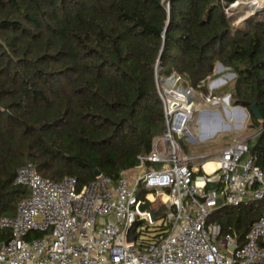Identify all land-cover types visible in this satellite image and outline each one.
Masks as SVG:
<instances>
[{
	"label": "trees",
	"instance_id": "obj_1",
	"mask_svg": "<svg viewBox=\"0 0 264 264\" xmlns=\"http://www.w3.org/2000/svg\"><path fill=\"white\" fill-rule=\"evenodd\" d=\"M235 1L0 0V215L29 194L14 183L29 162L79 187L95 170L116 179L136 167L165 130L157 73L206 93L215 64L228 67L230 103L258 129L247 141L264 166V18L234 23ZM251 208L239 242L264 211Z\"/></svg>",
	"mask_w": 264,
	"mask_h": 264
},
{
	"label": "built area",
	"instance_id": "obj_2",
	"mask_svg": "<svg viewBox=\"0 0 264 264\" xmlns=\"http://www.w3.org/2000/svg\"><path fill=\"white\" fill-rule=\"evenodd\" d=\"M162 78L157 91L165 130L138 157L150 163L148 169L132 178L100 173L78 188L72 175L52 180L30 162L17 168L14 183L29 194L13 215H0V228L9 230L0 239V264H264V211L241 242L221 237V224L209 222L218 208L264 199V166L255 163L248 138L232 139L215 152L187 154L179 139L197 140L212 123L198 116L225 98L198 92L174 71ZM207 161L215 163L213 169L205 168ZM160 193L170 208L165 204L166 213L156 218L155 234L139 238L140 222L156 220L140 203ZM134 221L135 237L128 240Z\"/></svg>",
	"mask_w": 264,
	"mask_h": 264
},
{
	"label": "rangeland",
	"instance_id": "obj_3",
	"mask_svg": "<svg viewBox=\"0 0 264 264\" xmlns=\"http://www.w3.org/2000/svg\"><path fill=\"white\" fill-rule=\"evenodd\" d=\"M261 1H264V0H237L231 3L229 5V7L231 8V13L236 16L234 23H238L239 21L247 17H255L257 19L264 18V7L254 8L255 5ZM218 63L219 62L215 64L212 76H210L207 79V82H206L207 89H208V86H210L211 84L223 81L219 83L218 85L216 84L214 89L212 88L213 89L212 92L213 94L217 96H223L226 94L228 95V98H229V95H230L229 93L231 91V87L234 81V73L228 67L222 65L221 63H220L221 66H219ZM162 77H165V76L157 73V80L159 81V84H161L162 81L164 80V78ZM201 93L205 94V92H202V91ZM211 122H212V129L202 131V133L199 135L204 140L202 141L198 140L196 142H193L191 140H188L186 137H182L179 139V142L181 143L183 150L187 154H193L195 152L210 153L211 150L217 151L226 142L231 141L234 138L236 139L237 138L239 139L240 138H251L254 135H256L258 132L257 128L250 126L249 121H244L243 124L239 126H236V125L240 121H221L220 118L219 119L217 118L216 121H211ZM226 124H229V126H226ZM210 131L211 133H213V135L211 137H207ZM192 133L195 135L193 130H192ZM149 166H150V163H143L130 170L125 171L124 173L127 175H131V178H132V177H135L136 174L148 169ZM78 188L80 187L78 186ZM253 204L255 208H258L259 205H264V199L245 202L241 205H236V206L230 205V206L218 208L214 210V212L210 215L209 222L221 224V226L223 227L221 237H224L226 234H230V235H233V237H237L235 235V232L241 233L243 231V227H242L243 225L237 227L239 215H243L249 209H252L251 206ZM158 224H160V219H156L153 222H149L147 220L141 221L139 224V228H138V230H140L139 238H142L143 236H146L147 234H155L159 229ZM3 229H6V228H0V232Z\"/></svg>",
	"mask_w": 264,
	"mask_h": 264
},
{
	"label": "crops",
	"instance_id": "obj_4",
	"mask_svg": "<svg viewBox=\"0 0 264 264\" xmlns=\"http://www.w3.org/2000/svg\"><path fill=\"white\" fill-rule=\"evenodd\" d=\"M221 68V67H220ZM207 82V81H206ZM223 81L220 82H216L214 84H211L210 86H208L207 92L209 90L213 91L215 85L221 83ZM208 84V83H207ZM213 88V89H212ZM213 93V92H212ZM227 96L226 94L221 96L224 97ZM211 107L214 108V111L212 112H203L202 114H200L197 118L198 121H216V119L220 118L221 121H248L249 120V114L248 111L245 107L241 106V105H232L223 99V101H219V102H214L211 104ZM229 112V114H228ZM206 130V129H205ZM213 135V133H211V131L208 133L207 137H211ZM235 139V138H234ZM202 141L204 140L202 137H198L197 140H194L193 142L196 141ZM192 141V140H191ZM211 152H215L212 151ZM204 152H195L193 154H189V155H196V154H202ZM208 153V152H205Z\"/></svg>",
	"mask_w": 264,
	"mask_h": 264
},
{
	"label": "water",
	"instance_id": "obj_5",
	"mask_svg": "<svg viewBox=\"0 0 264 264\" xmlns=\"http://www.w3.org/2000/svg\"><path fill=\"white\" fill-rule=\"evenodd\" d=\"M219 66H221L220 63H218ZM228 95L225 97V100L228 102ZM252 109L255 113V116L258 118H261V112L259 107L256 104L252 105ZM229 114V112H228ZM240 124H237L236 126H239ZM226 126H229V124H226ZM141 164V160L137 159L136 161V166ZM95 175L100 174L99 170H95ZM215 186L214 183H209L208 187H213ZM166 204L167 206V210H169L170 208V201L168 199V197L166 196L165 193H160V194H154L152 199H145L144 201H142L140 203V209L141 210H149L151 213V219L154 220L156 218H159L161 216H163L166 211H164V205ZM138 224V221H134L133 224L131 225V227L128 229V233H127V237L128 240H133L134 239V234H133V230L135 228V226ZM235 247V243L232 244V248Z\"/></svg>",
	"mask_w": 264,
	"mask_h": 264
},
{
	"label": "bare ground",
	"instance_id": "obj_6",
	"mask_svg": "<svg viewBox=\"0 0 264 264\" xmlns=\"http://www.w3.org/2000/svg\"><path fill=\"white\" fill-rule=\"evenodd\" d=\"M251 4V3H250ZM255 5V4H254ZM253 6V5H252ZM256 7H258V8H261V7H264V1H261V2H259L258 4H256L255 5V7L254 8H256ZM206 130H210V129H212V123L207 127V126H205L204 127ZM215 166V163L213 162V161H207L206 163H205V168L207 169V170H211V169H213V167Z\"/></svg>",
	"mask_w": 264,
	"mask_h": 264
}]
</instances>
